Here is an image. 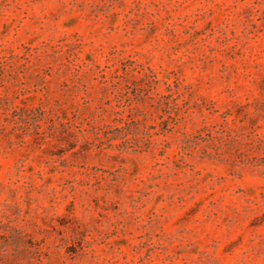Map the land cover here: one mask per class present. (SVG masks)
I'll return each instance as SVG.
<instances>
[{
    "label": "rangeland",
    "instance_id": "1",
    "mask_svg": "<svg viewBox=\"0 0 264 264\" xmlns=\"http://www.w3.org/2000/svg\"><path fill=\"white\" fill-rule=\"evenodd\" d=\"M0 264H264V0H0Z\"/></svg>",
    "mask_w": 264,
    "mask_h": 264
}]
</instances>
